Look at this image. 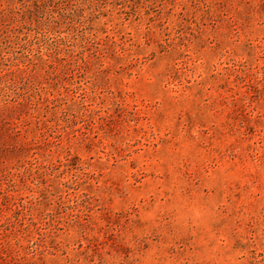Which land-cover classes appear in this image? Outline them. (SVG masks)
<instances>
[{"label": "rangeland", "instance_id": "374dc122", "mask_svg": "<svg viewBox=\"0 0 264 264\" xmlns=\"http://www.w3.org/2000/svg\"><path fill=\"white\" fill-rule=\"evenodd\" d=\"M0 264H264V0H0Z\"/></svg>", "mask_w": 264, "mask_h": 264}]
</instances>
